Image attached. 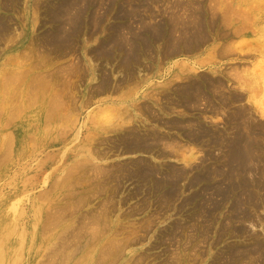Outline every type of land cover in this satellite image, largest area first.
<instances>
[{
  "label": "rangeland",
  "instance_id": "obj_1",
  "mask_svg": "<svg viewBox=\"0 0 264 264\" xmlns=\"http://www.w3.org/2000/svg\"><path fill=\"white\" fill-rule=\"evenodd\" d=\"M87 1L92 0H0V264H59L67 247L73 259L69 264L78 258L84 259L81 264H242L230 262L226 253L238 245L240 256L246 250L242 245L259 235L264 243V208L256 213L260 219L254 226L226 217L235 214L231 201L239 198L210 210V201L221 200L211 195L213 182L192 179L215 165L219 146L213 148L207 136L195 141L189 130L200 122L230 133L224 112L241 109V119L254 122L264 134V0H142L147 4L139 9L147 22L142 26L136 19L120 18L121 8L131 10L123 3L102 21L111 1L97 0V6ZM126 22L134 31L167 23L184 41L199 34L203 38L191 39L198 43L192 49L181 43V51L159 61V67L144 68L152 60L143 59L129 79L119 65L120 53L109 60L91 53L111 43L113 27ZM65 39L72 40L70 49L60 46ZM89 61L92 67H87ZM187 68L190 79L221 78V91L237 92L240 98L222 106L215 97L219 113L209 110L205 98L189 106L172 103L181 93L175 92L177 86L188 82L180 75ZM107 78L113 83L101 91ZM52 97L62 100L59 117L47 114ZM62 110L67 119L61 118ZM172 120L182 124L174 128L168 123ZM130 128L141 137L152 131L175 137L182 150L171 155L161 143L163 154L157 148L127 149L124 143L131 137L124 133ZM260 139L262 170L264 137ZM154 142L148 140L150 146ZM181 171L187 173L179 175ZM51 215L66 225L44 232ZM231 225H244L248 236L232 228V234L220 235ZM69 230L83 239L91 235L93 246L84 248Z\"/></svg>",
  "mask_w": 264,
  "mask_h": 264
},
{
  "label": "bare ground",
  "instance_id": "obj_2",
  "mask_svg": "<svg viewBox=\"0 0 264 264\" xmlns=\"http://www.w3.org/2000/svg\"><path fill=\"white\" fill-rule=\"evenodd\" d=\"M77 1V0H76ZM111 2L108 4V7L105 9V13L103 16L102 21H104L105 18V14L107 12L113 11L114 5H117L119 3H123L125 7H130L131 10L129 9H125V8H121L119 10V8H117V12L119 11H123V16H120V18H125L127 20L130 19H136L137 23H139L141 26L146 22V19L144 17L143 14H141L140 12V8H142L143 6L145 7L144 2L141 3L142 0H140L139 2H137L136 4L133 3V0H110ZM144 1H148V0H144ZM153 1V0H152ZM160 1V0H159ZM189 1V0H188ZM216 1V0H215ZM183 2V1H182ZM185 2V1H184ZM190 2V1H189ZM214 2V1H213ZM218 2V0L216 1ZM147 3V2H146ZM185 4V3H183ZM189 4V3H188ZM207 4V3H206ZM211 4V2L209 3ZM215 4V3H214ZM87 5L88 6H97L99 5L97 0H92V1H87ZM158 5V4H157ZM175 7V4H173ZM191 5V4H190ZM188 5V6H190ZM160 6V5H159ZM170 6V5H169ZM193 6V5H191ZM190 6V7H191ZM216 6V5H215ZM143 7V8H144ZM173 7V6H172ZM177 7V6H176ZM187 7V6H186ZM196 7V6H195ZM209 7V5H208ZM210 8V7H209ZM212 8V7H211ZM183 9V8H182ZM229 9V8H228ZM227 9V10H228ZM180 10V9H179ZM187 9H185L186 11ZM190 10V9H189ZM195 10V9H194ZM214 10V9H213ZM127 11V12H126ZM177 11V10H176ZM154 12V11H153ZM183 12V11H182ZM188 12V11H187ZM229 12V11H228ZM239 12V11H238ZM168 13V11H167ZM174 13V12H173ZM217 13V12H216ZM183 14V13H182ZM215 14V13H214ZM151 15V13H150ZM175 15V13H174ZM173 16V19L176 18V16ZM213 15V14H212ZM230 15V14H229ZM228 15V16H229ZM235 15V14H234ZM117 16V15H116ZM153 16V15H152ZM168 16V15H167ZM181 16V15H180ZM194 16V15H193ZM216 16V15H215ZM154 17V16H153ZM196 17V16H195ZM211 17V16H210ZM214 17V16H213ZM130 18V19H129ZM147 18V17H146ZM191 18V17H190ZM228 18V17H227ZM230 18V16H229ZM77 19L80 20L81 19V15L77 16ZM178 19V17L176 18V20ZM168 20V18H167ZM175 20V19H174ZM173 20V21H174ZM102 21L100 22V24L102 23ZM172 21V19H171ZM228 21V20H227ZM162 23V22H161ZM156 23L153 24L154 27L152 29H144L143 31H134L131 30L128 26V23H124V24H120V25H116L114 28L115 31V36L112 38L111 43L106 44V45H99L98 47H96L94 49V51L92 50L91 53L93 52L94 54L100 55L106 59H110L111 58V54L112 56L118 53H120L122 55V61L119 63V65H123L126 68V71L128 73L129 79H131V77L135 76V73H137L136 67L138 66H143L142 64L144 63L145 59H150L151 63L150 64H144V68H154V67H159V61H161L164 58H167L170 54L175 53L178 51H181V43L183 44V42H185V44L187 45V48L192 49L195 45H197L198 43H191L190 40L191 39H195L196 40H201V38H203V36L201 34L199 35H193L191 37V39H189L190 37H187L186 34H189L190 32L185 31L184 30V35L189 39L184 41L183 38L181 36V34L177 35V28H175V25L173 26H169L167 23ZM183 24V23H182ZM197 24V23H196ZM246 24L244 23V26ZM167 26V28H166ZM179 26V24H178ZM176 26V27H178ZM184 26V25H183ZM201 26V25H200ZM242 26V25H241ZM168 27L170 28L168 30ZM182 27V26H181ZM239 27V26H238ZM184 28H187L184 27ZM202 28V27H201ZM228 28V27H227ZM243 28V27H241ZM239 27V29H241ZM124 29L129 30L128 34L125 35L122 31ZM180 29V28H179ZM183 29V28H182ZM238 29V28H237ZM236 29V30H237ZM6 30V29H5ZM4 30V31H5ZM78 30V29H77ZM167 30V32H166ZM187 30V29H186ZM204 30V29H203ZM235 30V28H234ZM179 31V30H178ZM182 31V30H181ZM199 31V30H198ZM233 32V31H232ZM241 32V31H240ZM229 33V32H228ZM198 34V33H197ZM203 34V33H202ZM239 34V33H238ZM237 34V35H238ZM186 38V39H187ZM205 38V37H204ZM207 39V38H206ZM158 41H163L161 43V45L159 46L158 49L155 48V44ZM63 45L60 46H64V49L69 48V46H67V44H72V40L71 39H65L63 41ZM68 44V45H69ZM185 45V46H186ZM184 47V46H183ZM197 47V46H196ZM198 48V47H197ZM195 48V49H197ZM70 49V48H69ZM185 50V48H184ZM183 50V51H184ZM188 50V49H187ZM194 50V49H193ZM191 51V50H190ZM189 51V52H190ZM230 51V50H229ZM149 57V58H148ZM113 58V57H112ZM144 59V60H143ZM157 60V64L152 63L153 61ZM154 61V62H155ZM92 64V63H91ZM86 65H88L87 67H92V65H90V61L89 64L87 63ZM120 65V66H121ZM86 67V69L88 70V68ZM190 67V66H189ZM80 68V67H79ZM78 67H75V70H79ZM82 69V68H81ZM189 69L187 68L183 71H181L182 73H180V75L182 76L183 79L188 78V82L183 84V85H179L177 86L175 92H181L179 93V98L173 100L174 98L171 99V102L174 104H182L184 106L188 105L191 103H197L199 102L200 99H206L208 100L207 102L209 103L210 109L211 111H216L219 109L218 106H216V102L214 103V98L217 97L219 99V102L222 104V106H227V103H232L234 102L237 98L239 97V94H227L225 95V93H223V91H221V89H225V85L223 80H221V78H211V80H207V82L204 81H198L197 79L193 80L190 79V75L189 73ZM83 70V69H82ZM180 70H182L180 68ZM88 72V71H87ZM58 73V72H56ZM125 74V73H124ZM76 75V74H75ZM127 75V74H126ZM205 76V75H204ZM203 76V77H204ZM37 77V76H36ZM190 77V78H189ZM47 78V77H46ZM36 79V78H35ZM126 79V78H123ZM128 79V78H127ZM34 80V79H33ZM31 80V81H33ZM39 80V79H38ZM63 80V79H62ZM187 80V79H186ZM106 81V82H105ZM105 83L103 82L99 88H101L102 90H107L111 87V82L108 78L107 80L105 79ZM41 82V80L39 81ZM38 82V83H39ZM66 82V81H65ZM102 82V80L100 81ZM33 84V83H32ZM31 84V85H32ZM49 84V83H48ZM57 84V83H56ZM55 84V85H56ZM132 84V83H131ZM37 85V84H36ZM118 85V83H117ZM40 86V83H39ZM43 86V85H42ZM33 87V86H32ZM35 87V86H34ZM37 88V87H35ZM43 89V88H42ZM114 89V87H113ZM220 89V91L218 90ZM109 91V90H108ZM167 91V90H166ZM229 91V90H228ZM59 92V90H58ZM161 92V91H160ZM174 92V93H175ZM233 93V92H232ZM171 94V93H170ZM180 94H182L180 96ZM74 97V96H73ZM176 97V96H175ZM157 98V97H156ZM50 101V109L47 112L49 117H56V116H60V113L58 112V107H61L62 100L58 97H52V98H48ZM201 101V100H200ZM48 103V102H47ZM207 103V104H208ZM193 104V105H194ZM198 104V103H197ZM147 106V105H146ZM63 107V105H62ZM149 107V106H148ZM162 107V106H161ZM164 107V106H163ZM70 108V107H69ZM144 108V107H143ZM186 108V107H185ZM223 108V107H222ZM77 109V108H76ZM165 109V107H164ZM149 112V108L147 109ZM228 110V109H227ZM60 111V110H59ZM64 110H62V117L66 116L63 112ZM69 111V110H68ZM152 111V110H150ZM167 111V110H166ZM220 111V110H219ZM226 112V111H225ZM224 112V115H226L227 117V123L229 122L230 126L232 127L231 132L230 133H226L222 130L215 128H210L207 127L206 125L201 124L200 122H194L192 125V128L189 130V136L192 137L195 141L197 140H201L203 136H207V138H209V141L211 143V146L213 148L218 147V153L216 154V162L215 161V165L209 169V171H205L202 173V175H196L193 177L192 181H198L199 179L201 180H207V181H212L211 183V189L213 188L214 190H212V194L211 195H217L221 197L220 201H210V210L214 211L217 210L227 199H233V198H239L238 200H234L233 202L231 201V205H232V209H230V211H234L235 214L233 216H228L226 215V217H228V219H236L238 220L240 223H249L251 225H255V221L260 219V216H258V211L262 208H264V168L262 170H260L259 168V162H260V156H259V144H258V139H260V135H262L264 137V134L262 133H258L256 131V129L254 128V126L256 127L257 125L254 124V122H249L248 120H244L241 119L242 115H243V110L238 109L235 111H231L230 114H226ZM71 113V111H70ZM219 113V112H218ZM215 114V113H214ZM217 114V113H216ZM69 116V115H68ZM151 116V115H150ZM157 117V116H156ZM244 118V116H243ZM49 119V118H48ZM67 119V116L64 118ZM66 123V122H65ZM164 123V122H163ZM167 123V122H166ZM170 126H174V128L180 124H182L181 121L179 120H172L168 122ZM246 123L248 124V126H244L246 125ZM67 125V123H66ZM65 126V124L63 125ZM259 126V125H258ZM261 127V126H260ZM177 128V127H176ZM224 128V127H223ZM257 128V127H256ZM132 129V130H131ZM226 129V128H225ZM258 129V128H257ZM262 129V128H261ZM264 129V128H263ZM130 131L126 130V132L124 133V136L126 137H131L130 140L126 139L125 141V147L127 149L133 150H147L149 149V151L151 149H155L157 148V150L162 151L161 147H160V143L165 145L168 148V153L172 154H179L180 150H182V147L179 146V143L177 142V140L175 139V137L169 136L167 138L166 135L162 134V133H157L152 131V133L147 134V137H141L139 136L140 134L138 132H136V129L130 128ZM226 131V130H225ZM263 132V131H261ZM139 134V135H137ZM3 136V135H2ZM123 136V137H124ZM125 137V138H126ZM204 137V138H205ZM206 138V139H207ZM154 140L156 143L155 146H150L148 143V140ZM168 139V140H167ZM164 140L166 142H164ZM261 140V139H260ZM11 141V140H10ZM124 141V140H123ZM193 141V140H192ZM194 141V142H195ZM208 141V142H209ZM9 142V141H8ZM153 142V141H152ZM207 142V143H208ZM263 142V140H262ZM206 143V142H205ZM261 143V142H259ZM6 146V145H5ZM179 148H178V147ZM181 147V149H180ZM199 147V146H198ZM186 148V147H185ZM193 148V147H192ZM192 148H189L190 151L192 150ZM263 148V147H262ZM188 149V146H187ZM193 151V150H192ZM191 151V152H192ZM199 151V150H198ZM7 152V151H6ZM4 151V154L6 153ZM85 153V152H84ZM164 151H162L161 154H163ZM1 154V153H0ZM8 155V153H6ZM10 154V153H9ZM166 154V152H165ZM64 155V154H62ZM169 155V154H168ZM2 156V155H1ZM9 156V155H8ZM210 156V155H208ZM207 156V157H208ZM213 156V154H212ZM222 157V159H221ZM9 158V157H8ZM61 158V157H60ZM6 159V158H5ZM83 160V158H82ZM86 160V159H85ZM90 160V159H89ZM215 160V159H214ZM88 162V160H87ZM91 163V162H90ZM94 163V162H93ZM85 164V163H84ZM74 165V164H73ZM90 165V164H89ZM264 166V165H263ZM187 173L185 171H181L179 173V175H183L184 173ZM69 173V172H68ZM148 173V171H147ZM67 174V173H66ZM74 174V173H72ZM79 177V176H78ZM47 178V177H46ZM64 178V177H63ZM221 180L220 182H217L216 180ZM64 179H62L63 182ZM47 181V180H46ZM212 197V196H211ZM210 197V198H211ZM214 197V196H213ZM230 206V205H229ZM54 208V207H53ZM231 208V206H230ZM229 212V211H227ZM226 212V214H227ZM233 212V213H234ZM212 213V215H213ZM209 216H211V214L208 212ZM49 216V214H48ZM53 215H51V217H48L46 219V224H45V229L44 232H49L51 230H53V227L61 224V226H63V221L61 222V219L56 218V216L52 217ZM95 217V215H94ZM64 219V218H63ZM97 219V217L95 218ZM45 220V219H44ZM54 221V223H53ZM55 221L57 223H55ZM60 221V222H59ZM67 221V220H66ZM45 223V221H44ZM43 223V225H44ZM53 223V224H52ZM70 224V223H67ZM53 225V226H52ZM66 225V224H64ZM224 225V224H223ZM80 226V225H79ZM42 228V227H41ZM44 228V227H43ZM55 228V227H54ZM66 228V227H65ZM64 228V229H65ZM230 228H232L234 231L233 233H237L240 234V236H248L246 235V233H248V231L246 230L247 228L243 225L240 226H233L231 225L230 227L227 226V228L224 229V231L222 232L221 230V234L220 235H228V234H232L229 233L228 230H230ZM68 229H70L68 227ZM231 229V230H232ZM84 230V229H83ZM66 231V230H64ZM70 231V230H69ZM73 233V230H71ZM70 231V232H71ZM82 231V230H81ZM34 232V231H33ZM68 232V231H67ZM66 232V233H67ZM232 232V231H231ZM43 233V232H42ZM63 233V232H62ZM69 233V232H68ZM80 233V232H79ZM78 232L74 234L75 237L78 236V239L80 241L83 242L82 245L87 247H92L93 246V239L91 238L92 236L90 235L87 238H82V234H79ZM93 233V232H92ZM101 233V232H100ZM45 234V233H44ZM72 234V235H73ZM78 234V235H77ZM96 234V233H95ZM60 235V234H59ZM87 235V234H86ZM89 235V234H88ZM235 235V234H234ZM251 234H249L250 236ZM254 235V234H253ZM37 237V235H35ZM63 236V235H62ZM61 236V237H62ZM69 236V235H68ZM222 236V238H223ZM233 236V235H232ZM255 236V235H254ZM260 236V235H259ZM259 236H256L255 238L253 237L254 240H250L251 242L246 243L245 245H242L243 248H245L246 250H243L242 253H240V256L238 255V252L242 251L240 250V246L238 245H233L231 246L228 250V252L226 253V258L229 259L230 262H235V261H239L242 260V264H264V243L263 241L259 238ZM64 237V236H63ZM80 237V238H79ZM205 238V237H204ZM248 238H252V237H248ZM47 239H49V237H47ZM61 239V238H60ZM64 240H66V238H63ZM71 239V238H70ZM73 239V238H72ZM218 239V238H217ZM35 240V239H34ZM74 240V239H73ZM69 241V240H68ZM75 241V240H74ZM34 242V241H33ZM47 242V241H46ZM58 242V241H56ZM62 242V241H61ZM67 242V241H66ZM71 242V241H70ZM114 243V241H112ZM59 243V242H58ZM116 243V242H115ZM123 243V242H122ZM73 244V243H72ZM77 244V243H76ZM60 245V244H59ZM58 245V248L60 247ZM113 245V244H112ZM111 245V246H112ZM211 245V244H210ZM56 246V245H55ZM63 245H61L62 247ZM65 246V245H64ZM84 246V248H85ZM114 246V245H113ZM125 246V245H124ZM54 247V246H53ZM60 247V248H61ZM67 247V246H66ZM75 247V246H74ZM110 247V246H109ZM115 247H117L115 245ZM114 247V248H115ZM49 248V247H48ZM69 249V247H67ZM67 248L65 250H67ZM108 248V247H107ZM113 248V247H112ZM32 249V248H31ZM56 249V248H55ZM83 249V248H82ZM106 249V248H104ZM116 249V248H115ZM185 249V248H184ZM48 250V249H47ZM63 249L62 251V258H61V262L59 264H69L70 260L73 261V259H71V255L69 253H67V251H65ZM75 250V248H74ZM73 250V251H74ZM111 250V249H110ZM53 253L55 255H57V250H52ZM88 251V250H87ZM91 251V250H90ZM101 251V250H100ZM109 251V248H108ZM117 251V250H116ZM61 252V249H60ZM115 252V251H114ZM196 252V251H195ZM73 253V252H72ZM113 253V252H111ZM205 253V252H204ZM53 254V255H54ZM59 254V252H58ZM85 254V252H84ZM83 254V255H84ZM102 254V253H101ZM114 254V253H113ZM180 254V253H179ZM198 254V253H197ZM223 254V253H222ZM221 254V255H222ZM248 254V255H246ZM52 255V256H53ZM54 255V257H55ZM88 255V253H87ZM108 255V254H107ZM195 255V253H194ZM205 255V254H204ZM246 255V256H245ZM86 256V254H85ZM102 256V255H100ZM110 256V255H109ZM178 256V255H177ZM223 256V255H222ZM80 257V256H79ZM88 258V256H86ZM180 257V255H179ZM195 257V256H194ZM100 258V257H99ZM189 258V257H188ZM202 258V257H201ZM204 258V257H203ZM223 259V258H222ZM221 259V260H222ZM84 259H75L74 260V264H81L82 261ZM217 260V259H215ZM86 261V260H85ZM100 261V260H99ZM194 261V260H193ZM223 261V260H222ZM49 264H51V261ZM55 262V261H54ZM53 262V263H54ZM198 262V261H197ZM220 262V261H219ZM57 263V262H56ZM184 263V262H183ZM225 263V262H224ZM227 263V262H226ZM239 263V262H238Z\"/></svg>",
  "mask_w": 264,
  "mask_h": 264
}]
</instances>
